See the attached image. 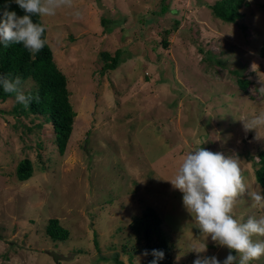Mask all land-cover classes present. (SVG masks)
Here are the masks:
<instances>
[{
    "label": "rangeland",
    "instance_id": "rangeland-1",
    "mask_svg": "<svg viewBox=\"0 0 264 264\" xmlns=\"http://www.w3.org/2000/svg\"><path fill=\"white\" fill-rule=\"evenodd\" d=\"M217 1L73 0L41 18L77 116L61 155L52 123L15 118V95L0 101V264H142L148 256L130 225L147 207L162 216L175 263L194 264L201 234L168 181L201 146L238 157L249 189L264 194L255 175L264 132L258 140L238 120L264 107L256 90L264 0H246L244 18L232 24L213 16ZM118 50V67L102 74L101 54ZM239 79L251 81L246 91ZM25 158L34 174L22 182L16 168ZM234 215L259 218L264 209L252 208L246 193ZM52 218L68 240L46 234ZM206 243L201 256L223 264L228 250Z\"/></svg>",
    "mask_w": 264,
    "mask_h": 264
},
{
    "label": "clouds",
    "instance_id": "clouds-1",
    "mask_svg": "<svg viewBox=\"0 0 264 264\" xmlns=\"http://www.w3.org/2000/svg\"><path fill=\"white\" fill-rule=\"evenodd\" d=\"M25 13L22 17L14 11L3 12L0 21V44L22 45L32 56L39 53L46 44L42 37L46 31L40 23L33 21V16L51 17L58 9L72 8L73 0H10ZM79 18L80 13L74 14ZM253 70L257 65H252ZM21 80H14L7 75H0V87L5 93H15V100L27 106L30 97L20 89ZM264 96V81L256 89ZM245 132L255 130L257 139H262L264 132V107L258 114L241 117ZM173 189L183 194V206L192 217L200 231L202 245L191 247L196 253L194 264H221L215 257L201 256L207 252L209 237L217 246L226 248L228 255L223 264H253L264 257V215L256 218L249 216L246 220L237 219L234 215L236 205L246 193L251 200L252 208L264 209V194L259 190L249 189L242 175L240 160L236 156H225L222 152H211L202 146L191 151L183 158V162L175 176L168 181ZM235 253L233 255L232 253ZM144 255H149L148 251ZM154 259L150 264H159L164 259L162 250H152Z\"/></svg>",
    "mask_w": 264,
    "mask_h": 264
},
{
    "label": "trees",
    "instance_id": "trees-1",
    "mask_svg": "<svg viewBox=\"0 0 264 264\" xmlns=\"http://www.w3.org/2000/svg\"><path fill=\"white\" fill-rule=\"evenodd\" d=\"M247 4L246 0H219L210 8L214 17L232 24L244 18L241 10ZM167 9V6L163 7V11H167ZM5 10L14 11L21 17L25 14L18 5L11 3L10 0H0V21L3 19ZM33 21L40 23L46 29L41 17L33 16ZM170 33V31H166L165 34L168 36ZM42 38L46 40L45 47L35 56H32L22 45L9 44L4 46L0 44V75H7L13 80L18 76L21 80L20 89L28 84L30 80L32 81V85L24 91L25 96L30 97V103L27 106L16 103L12 113L18 119L21 116L32 117L34 120L36 118L41 119L42 122L38 124L39 128L43 126V122L52 123L55 143L60 154L64 155L74 130L77 113L70 101L67 77L58 67L53 50L47 42V29ZM163 46L164 48L169 46L166 39L163 40ZM261 56L264 58V44ZM101 57L104 61L102 74L116 69L120 63L119 50L113 56L108 52H104ZM250 82L249 79L238 80V84L243 91L247 90ZM14 95L15 93H5L0 87L1 102H6ZM258 158L255 175L264 192V149L259 151ZM33 174V162L28 158L21 160L16 168V176L19 181L25 182ZM163 225L162 216L153 207H147L142 215L136 216L132 220L130 227L133 234L138 243L143 246L144 252L147 250L149 253L147 260L142 264H150L154 259L151 255L154 249L162 250L165 254L164 259L160 260L159 264H176L173 257V246L169 242ZM46 234L57 241H66L70 237V232L60 224L57 218L49 220ZM136 253L139 252H134V254ZM115 262L116 264H124L117 257Z\"/></svg>",
    "mask_w": 264,
    "mask_h": 264
}]
</instances>
